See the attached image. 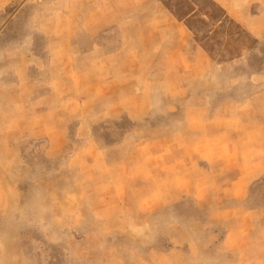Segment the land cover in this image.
Returning a JSON list of instances; mask_svg holds the SVG:
<instances>
[{
  "label": "rangeland",
  "instance_id": "obj_1",
  "mask_svg": "<svg viewBox=\"0 0 264 264\" xmlns=\"http://www.w3.org/2000/svg\"><path fill=\"white\" fill-rule=\"evenodd\" d=\"M132 1L0 0V264H264V0Z\"/></svg>",
  "mask_w": 264,
  "mask_h": 264
},
{
  "label": "crops",
  "instance_id": "obj_2",
  "mask_svg": "<svg viewBox=\"0 0 264 264\" xmlns=\"http://www.w3.org/2000/svg\"><path fill=\"white\" fill-rule=\"evenodd\" d=\"M150 1L151 0H137V1L135 0L132 2H138V3L144 4ZM96 2L102 3L103 0H96ZM135 15L141 18L149 19L148 21L143 22L142 25H140L138 28L137 27L130 28V26L128 27L129 29H134L137 32L142 31L143 34H145V37L143 39L145 42H148V41L151 43L154 42V39L152 37L158 33V30H161L169 25L174 26V24H172L170 20L168 19L167 14L161 10H153V11L149 10V13L148 12H137L135 13ZM102 17L103 15L100 17L99 22H97V26L95 27L94 32H91V33L98 34L103 29L102 28L103 27Z\"/></svg>",
  "mask_w": 264,
  "mask_h": 264
},
{
  "label": "trees",
  "instance_id": "obj_3",
  "mask_svg": "<svg viewBox=\"0 0 264 264\" xmlns=\"http://www.w3.org/2000/svg\"><path fill=\"white\" fill-rule=\"evenodd\" d=\"M179 19H180V17H179Z\"/></svg>",
  "mask_w": 264,
  "mask_h": 264
}]
</instances>
